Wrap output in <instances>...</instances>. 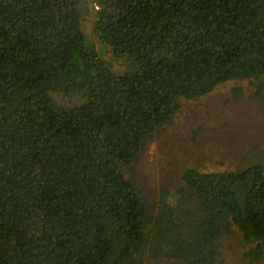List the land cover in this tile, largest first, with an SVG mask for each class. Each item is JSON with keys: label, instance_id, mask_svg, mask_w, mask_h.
<instances>
[{"label": "trees", "instance_id": "trees-1", "mask_svg": "<svg viewBox=\"0 0 264 264\" xmlns=\"http://www.w3.org/2000/svg\"><path fill=\"white\" fill-rule=\"evenodd\" d=\"M95 1L88 36L77 0H0V264H229L236 232L264 262L263 162L154 202L121 170L226 81L264 116V0Z\"/></svg>", "mask_w": 264, "mask_h": 264}, {"label": "rangeland", "instance_id": "rangeland-1", "mask_svg": "<svg viewBox=\"0 0 264 264\" xmlns=\"http://www.w3.org/2000/svg\"><path fill=\"white\" fill-rule=\"evenodd\" d=\"M77 1L85 19L83 32L91 36L93 16L100 5L95 0ZM126 69L122 62L114 72L123 73ZM234 88L242 89L240 100L234 98ZM251 91L248 81L233 79L204 96L179 100V112L156 133L137 165L130 170L121 168L125 177L154 202L161 186L174 189L181 185L184 169L221 173L242 170L255 162L264 163V116L247 99ZM240 238L236 232L224 240L225 262L251 264L243 256L248 246L241 244Z\"/></svg>", "mask_w": 264, "mask_h": 264}, {"label": "built area", "instance_id": "built-area-1", "mask_svg": "<svg viewBox=\"0 0 264 264\" xmlns=\"http://www.w3.org/2000/svg\"><path fill=\"white\" fill-rule=\"evenodd\" d=\"M95 8H96V9H98V7H97V6H95Z\"/></svg>", "mask_w": 264, "mask_h": 264}]
</instances>
